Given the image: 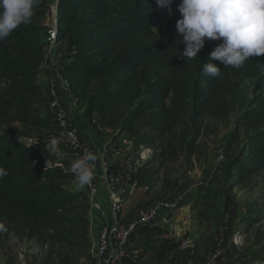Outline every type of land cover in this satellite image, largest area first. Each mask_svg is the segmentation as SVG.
Returning a JSON list of instances; mask_svg holds the SVG:
<instances>
[{
  "label": "trees",
  "instance_id": "16d2710c",
  "mask_svg": "<svg viewBox=\"0 0 264 264\" xmlns=\"http://www.w3.org/2000/svg\"><path fill=\"white\" fill-rule=\"evenodd\" d=\"M50 2L37 0L31 23L0 42V168L7 172L0 179V229L36 240L47 251L44 264H90L89 200L71 189V162L50 157L54 166L46 171L49 154L36 144L52 126L34 115L47 104L39 78ZM57 7V41L69 62L64 73L69 94L85 107L83 125L98 136L111 132L113 143L126 136L135 154L151 151L135 176V191L145 190L147 203L166 200L208 159L236 113L226 199L264 174V57H252L239 70L225 67L207 61L221 41H206L196 59L181 58L186 46L176 24L182 17L167 25L161 43L155 0H58ZM205 62L220 76L203 75ZM256 78L245 107L242 88ZM263 209L264 202L253 206L250 228L264 220Z\"/></svg>",
  "mask_w": 264,
  "mask_h": 264
},
{
  "label": "crops",
  "instance_id": "0c3cea01",
  "mask_svg": "<svg viewBox=\"0 0 264 264\" xmlns=\"http://www.w3.org/2000/svg\"><path fill=\"white\" fill-rule=\"evenodd\" d=\"M55 12L57 15L58 7L55 8ZM46 79L47 77H41L39 84L41 85ZM67 96L71 97L69 91L65 96L69 106ZM83 112L81 111L80 114L82 115ZM75 118L80 122L83 120H80V115L79 118L78 116ZM96 123L100 126L98 121ZM125 142L130 154L128 160L135 163L137 156L133 152L132 145L128 140ZM60 147L64 153L63 158L69 162L77 159L64 145L61 144ZM115 147L112 146L109 153L99 150L97 154L105 162H112L114 161L112 151ZM226 162L221 163L227 165ZM225 167L216 173V160L213 164L207 159L194 173L185 176L177 190L166 200L161 201L163 206L158 221L153 225L139 227L131 238L128 245L131 254L130 264H206L210 261H215L217 264L249 263L248 259L239 255V247L234 244L236 235L240 233L235 208L230 207L221 211L223 202L227 203L224 195ZM71 189L85 192L84 188L78 189L76 185ZM99 202L105 210V215L101 216L96 210H90L89 213V239L92 247L98 243L101 228L110 224L109 199L104 187ZM157 205L158 202L147 203L145 190L135 191L131 185H127L123 205L124 215L129 208H135L134 210L139 212V210L155 208ZM165 217L167 221L163 220ZM163 246L168 247L164 254L160 252Z\"/></svg>",
  "mask_w": 264,
  "mask_h": 264
},
{
  "label": "clouds",
  "instance_id": "9594fccd",
  "mask_svg": "<svg viewBox=\"0 0 264 264\" xmlns=\"http://www.w3.org/2000/svg\"><path fill=\"white\" fill-rule=\"evenodd\" d=\"M37 0H0V42H4L20 25L31 23ZM173 0H155V3L172 14ZM181 17L176 24L178 37L186 50L181 58H197L206 41H221L210 52L207 61L219 62L225 67L241 69L252 57H264V0H181L178 5ZM202 74L219 77V68L211 62L202 65ZM46 171L55 161L63 158L62 140L53 136L45 140ZM38 144V139L37 143ZM98 157L92 151L71 162L74 183L83 189L94 179ZM7 172L0 168V179Z\"/></svg>",
  "mask_w": 264,
  "mask_h": 264
},
{
  "label": "built area",
  "instance_id": "2783aa9c",
  "mask_svg": "<svg viewBox=\"0 0 264 264\" xmlns=\"http://www.w3.org/2000/svg\"><path fill=\"white\" fill-rule=\"evenodd\" d=\"M58 31L57 20H55V27L46 31L44 41L46 55L52 54L56 47L60 45L57 41ZM42 73H46L47 79L45 82H41L39 86L55 119L51 121V130L46 132L42 139H38V143L47 147L45 140L55 136L62 140L61 144L72 152L77 159L82 157L85 151L95 153L98 159L95 162L94 179L90 185L84 187L85 194L89 200L90 210H96L101 216L105 215V210L99 202L103 187L109 199L110 224L101 228L98 243L91 248L90 264H130L131 254L128 250V245L131 238L136 234L139 227L155 224L163 206L161 201H157L159 204L157 207L136 211L130 217H126L123 211L126 187L131 185L135 190L137 168L150 158L151 151L145 150L146 154L143 151L140 154H136L137 160L133 163L128 159L121 161L123 158L122 153L116 148L112 151L114 161L105 162L99 154L91 149L90 144L81 141V132L87 135H90V132L71 114L65 99V93L69 91V83L65 73L63 72L61 79L57 75H52L51 70L47 66V58L43 65ZM54 77L59 79L60 82L56 79L55 81ZM72 121H75L76 125ZM92 137L96 136L93 135ZM29 141L32 142V140ZM217 158L219 161L225 162V157L220 153ZM124 164L125 169H123ZM163 220L167 221L166 217ZM241 243L242 234L238 233L234 239V244L239 247ZM206 264H217V262L210 261Z\"/></svg>",
  "mask_w": 264,
  "mask_h": 264
},
{
  "label": "rangeland",
  "instance_id": "374dc122",
  "mask_svg": "<svg viewBox=\"0 0 264 264\" xmlns=\"http://www.w3.org/2000/svg\"><path fill=\"white\" fill-rule=\"evenodd\" d=\"M57 2L58 0H51L50 2L51 10L46 20L44 21V25L46 26H44L45 32L43 35V41H45L46 31H49V29L55 27V20H57L55 8H57ZM180 3L181 0L180 2L178 0H173L172 4L170 5L172 9L171 15H169L167 9L158 6L159 18L162 26L161 29L156 30L155 33L158 40L163 44L167 42V25L181 16L178 11V5ZM65 55V47L61 45L57 46L52 54L46 55L47 66L51 70V74L57 75V77L60 79L63 77V72L69 64L67 59H65ZM41 75L47 77L46 73H42ZM55 79L60 82L59 79L54 77V80ZM257 82L258 78L247 80L242 88V101L245 107L250 104L253 98L254 88ZM71 97L67 96L71 114L75 117L78 116V118L80 115L81 120L83 114L81 115L80 113L81 111L83 112V110H85V107L83 104H78L77 101ZM34 115L49 122L55 119L50 107L47 104L43 106H37L35 108ZM238 116L239 113H236L232 117L230 126L226 130H224L220 137L215 141V143L213 144V148L209 154L208 160L212 161L213 164H215L216 160V173L218 171H221V169L226 166L223 165L224 163L222 164L218 161L217 155L219 153L223 155L225 157V161H227V164L234 152L232 133L235 130ZM45 118H47L48 120H46ZM93 119L94 121L99 122L98 115H95ZM81 121V123L83 124V120ZM72 123L76 125L75 121H72ZM1 130L2 129L0 128V131ZM88 131L90 132V135L81 132V141L83 143L90 144L91 149L94 152L98 153V151L100 150L104 151L105 153H109L110 148L112 146H116L115 149L117 148L122 153L123 158L121 159V161L128 159V157L130 156V154H128V145L125 142V140H127L126 136L120 137L115 143H113L111 132H106L103 133L102 136H98L97 134L92 133V131ZM91 134L95 135L96 137H92L93 135ZM36 138L42 139L43 137L37 136ZM22 141H24L25 143L30 142L27 139H23ZM146 151L145 149H143L144 154H146ZM228 197V200L226 199L227 203L223 202L221 211L228 210L230 207L235 208L237 220L239 219L237 224L238 231L242 234V243L239 246V255L248 259V264H264V220L253 228H250L247 223V219L251 217L250 211L251 209H253V206L259 205L264 202V174L260 175L259 177L253 178L244 186L235 188L228 195ZM134 209L135 208L127 209V214H125L126 217L134 214L136 211ZM46 256V249H44V247L36 240H28L26 238L20 237V235L15 232L8 233L4 229H0V264H44Z\"/></svg>",
  "mask_w": 264,
  "mask_h": 264
}]
</instances>
